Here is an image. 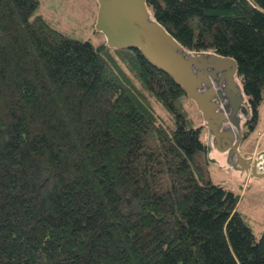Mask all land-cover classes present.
Masks as SVG:
<instances>
[{
  "label": "trees",
  "instance_id": "trees-1",
  "mask_svg": "<svg viewBox=\"0 0 264 264\" xmlns=\"http://www.w3.org/2000/svg\"><path fill=\"white\" fill-rule=\"evenodd\" d=\"M147 1L187 49L238 61L245 139H260L264 0ZM39 6L0 0V264H264V234L205 168L182 88L137 49L55 30Z\"/></svg>",
  "mask_w": 264,
  "mask_h": 264
},
{
  "label": "water",
  "instance_id": "water-1",
  "mask_svg": "<svg viewBox=\"0 0 264 264\" xmlns=\"http://www.w3.org/2000/svg\"><path fill=\"white\" fill-rule=\"evenodd\" d=\"M95 31L110 49H137L182 88L207 131L206 156L241 179L264 178V150L246 156L241 147L254 109L239 77L238 61L183 46L158 21L147 0H95Z\"/></svg>",
  "mask_w": 264,
  "mask_h": 264
},
{
  "label": "rangeland",
  "instance_id": "rangeland-1",
  "mask_svg": "<svg viewBox=\"0 0 264 264\" xmlns=\"http://www.w3.org/2000/svg\"><path fill=\"white\" fill-rule=\"evenodd\" d=\"M39 1L37 13L55 30L80 41H90L95 47L105 42L103 35L95 31V0ZM259 114L258 129L261 137L259 139L255 132L252 137L244 140L241 150L246 155L255 156L260 150H264V103L259 107ZM205 168L214 183L239 196V210L246 217L254 234L261 237L264 234V178L241 179L212 163H206Z\"/></svg>",
  "mask_w": 264,
  "mask_h": 264
},
{
  "label": "flooded vegetation",
  "instance_id": "flooded-vegetation-1",
  "mask_svg": "<svg viewBox=\"0 0 264 264\" xmlns=\"http://www.w3.org/2000/svg\"><path fill=\"white\" fill-rule=\"evenodd\" d=\"M248 155V154H247Z\"/></svg>",
  "mask_w": 264,
  "mask_h": 264
}]
</instances>
